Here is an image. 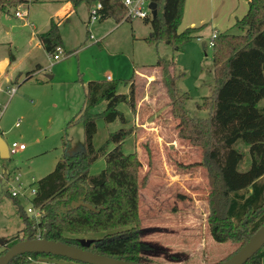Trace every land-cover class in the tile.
Returning <instances> with one entry per match:
<instances>
[{"label":"rangeland","instance_id":"rangeland-1","mask_svg":"<svg viewBox=\"0 0 264 264\" xmlns=\"http://www.w3.org/2000/svg\"><path fill=\"white\" fill-rule=\"evenodd\" d=\"M247 1L183 0L177 30L196 26L201 36L191 38L178 52L164 42L145 40L151 33L146 20L125 15L128 20L119 23L113 17L90 22L85 1L62 20L56 12L64 0H22L8 12H0V62L7 60L0 66V104L5 105L0 138L7 146L13 141L25 145L15 154L0 157V252L11 244L4 241L24 226L21 212L38 219V210L31 203L37 180L51 172L64 154L81 149L83 126L78 113L85 107L86 86L91 80L115 82L120 93H128L130 82H134V109L126 103L117 107L127 123L105 122L97 115L93 146L101 147L120 127L131 128L122 149L126 154L137 152L139 180L148 176L138 199L140 239L151 245L143 251L144 261L216 264L233 252L237 243L216 242L209 233L212 179L201 163V148L191 139L180 138L178 130L182 118L208 115L197 103L209 94L213 82L210 37L226 31L240 34L235 22L247 11ZM18 8L21 16L14 15ZM51 21L59 24L62 40L58 60L37 44L36 34L45 32ZM159 57L172 62L167 70L176 80L173 98L162 71L155 66ZM29 71L33 77L22 82ZM36 78L44 79L38 82ZM8 86L16 89L11 98ZM258 105L264 108V99ZM105 107L101 101L90 112L101 113ZM74 116L75 122L67 125ZM64 139L69 141L66 150ZM236 147L244 151L239 168L246 170L248 147L242 142ZM105 166V158L100 156L88 173L97 174ZM11 188L17 192L15 199ZM94 236L101 237L93 233L82 239ZM26 264L81 263L38 257Z\"/></svg>","mask_w":264,"mask_h":264},{"label":"trees","instance_id":"trees-1","mask_svg":"<svg viewBox=\"0 0 264 264\" xmlns=\"http://www.w3.org/2000/svg\"><path fill=\"white\" fill-rule=\"evenodd\" d=\"M65 1L74 7L81 1L89 6L99 1L102 4L99 20L109 17L117 23L128 20L124 18L123 0ZM150 1L157 3V14L144 19L151 26V33L145 40L164 42L178 52L196 37L199 27L177 30L183 0ZM21 2L0 0V12H8ZM247 5L245 14L235 22L241 33L226 31L217 33L214 38L213 82L209 94L197 103V108L206 110L208 115L182 118L178 130L180 138L191 139L201 148V163L212 179L207 220L212 239L237 243L226 258L264 223V108L258 105L264 98V0H248ZM38 39L49 55L54 54L62 46L59 24L51 21L49 28L38 34ZM170 63L159 57L155 66L162 71L173 98L176 80L167 70ZM31 76L28 72L26 78ZM85 98V107L78 113L83 126L81 149L72 155L64 154L51 172L37 180L31 203L39 211L38 219H30L21 212L24 226L4 243L45 238L116 259L150 264L144 261L143 251L151 245L140 239L138 208L139 190L148 176L139 180L141 162L137 152L126 154L122 149L126 137L132 134L131 128L120 127L109 134L101 147L95 149L93 146L97 115L105 122L127 123L124 113L117 107L119 103H126L134 109V82H130L128 93H120L115 82L91 80L87 83ZM101 101H105V109L97 114L90 112ZM75 120L74 116L67 125ZM238 142L248 147L250 164L246 170L239 168L244 151L236 147ZM62 145L66 150L69 141L64 139ZM100 156L105 158V168L90 175L89 166ZM93 233H100L101 237H90L86 246L80 244L82 237ZM263 256L264 244L243 264H262ZM38 257L69 259L53 254L24 253L13 257L8 264H26Z\"/></svg>","mask_w":264,"mask_h":264},{"label":"water","instance_id":"water-1","mask_svg":"<svg viewBox=\"0 0 264 264\" xmlns=\"http://www.w3.org/2000/svg\"><path fill=\"white\" fill-rule=\"evenodd\" d=\"M151 16L157 14V3L149 2ZM0 157H8V148L0 138ZM87 207L92 208L89 204ZM93 209V208H92ZM90 240L80 239V244L86 246ZM264 244V223L255 233L242 245L235 253L220 262L219 264H243ZM24 253H45L62 256L81 262L83 264H142L134 263L122 259L95 253L82 247L73 246L60 241L48 240L45 238H27L14 242L2 254H0V264H8L9 261L19 254Z\"/></svg>","mask_w":264,"mask_h":264},{"label":"built area","instance_id":"built-area-1","mask_svg":"<svg viewBox=\"0 0 264 264\" xmlns=\"http://www.w3.org/2000/svg\"><path fill=\"white\" fill-rule=\"evenodd\" d=\"M149 2L150 0H123V4L126 7V17L129 18H137V19H147L151 16V9L149 8ZM102 8V4L97 1L95 2L93 5H91L89 7V18H90V22H94L96 20H99L100 18V10ZM14 15L15 16H21L22 14L19 11V8L17 10L14 11ZM217 33H214L209 40V45L212 47L213 46V41L214 38L216 37ZM199 38V37H197ZM61 50L58 47L57 50L55 51L54 54H52V59L53 60H58L61 54ZM16 89L14 87H9V89L7 90V94L9 96V98L12 97V95L15 93ZM5 109V105L0 104V118L3 114V111ZM8 148V154H15L17 151L23 150L25 148V145L23 143H18L16 141L11 142L10 145L7 146ZM10 195L12 197H16L17 192L14 189H9ZM35 189H32V195L34 194ZM28 212H31L32 209L28 208L27 209ZM39 215V212L37 211L36 216Z\"/></svg>","mask_w":264,"mask_h":264},{"label":"crops","instance_id":"crops-1","mask_svg":"<svg viewBox=\"0 0 264 264\" xmlns=\"http://www.w3.org/2000/svg\"><path fill=\"white\" fill-rule=\"evenodd\" d=\"M30 2H32L31 0H30ZM90 7V6H89ZM89 7H88V9H89ZM75 7L71 4V2H69V1H65L64 0V3L62 4V6L57 10V12H56V15H58V17H60V19L62 20V19H65L67 16H68V14H70L71 13V11L74 9ZM15 11V10H14ZM50 25V24H49ZM200 32L198 31H196L195 32V35H196V38L197 37H200L201 35L199 34ZM38 34H40V33H38ZM38 34H36V38H37V40H38V42L39 43H37V44H40L41 46H42V44L40 43V41H39V39H38ZM36 45V44H35ZM43 47V46H42ZM44 49V48H43ZM45 50V49H44ZM46 52V51H45ZM47 53V52H46ZM4 63H7V60L6 59H3L1 62H0V66H3V64ZM37 65H38V67H41V65L39 64V63H37ZM30 72V71H29ZM28 73V72H27ZM27 73H26V75H25V79L22 81V82H25V81H27V80H29V78L27 79L26 77H27ZM32 75V74H31ZM31 77H33V76H31ZM48 77H51V76H48ZM44 79V78H43ZM43 79H40V78H36V81H38V82H43ZM12 81V80H11ZM12 83V82H11ZM9 87L10 86H8L7 87V89L6 90H8L9 89ZM13 96V95H12ZM264 99V98H263ZM262 100V99H261ZM41 260V259H40ZM264 260V257H262V261ZM45 261V260H44Z\"/></svg>","mask_w":264,"mask_h":264}]
</instances>
